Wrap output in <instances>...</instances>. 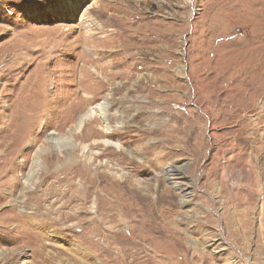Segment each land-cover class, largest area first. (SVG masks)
Instances as JSON below:
<instances>
[{
  "label": "rangeland",
  "instance_id": "obj_1",
  "mask_svg": "<svg viewBox=\"0 0 264 264\" xmlns=\"http://www.w3.org/2000/svg\"><path fill=\"white\" fill-rule=\"evenodd\" d=\"M0 264H264V0H0Z\"/></svg>",
  "mask_w": 264,
  "mask_h": 264
},
{
  "label": "bare ground",
  "instance_id": "obj_2",
  "mask_svg": "<svg viewBox=\"0 0 264 264\" xmlns=\"http://www.w3.org/2000/svg\"><path fill=\"white\" fill-rule=\"evenodd\" d=\"M106 109H107L106 106L104 107L101 104L95 106L94 108H88L82 115H80L77 118V120L75 122V125L71 128V131H70L71 134H76V132L79 131L80 128L82 127L83 123H85L87 120L91 119L95 113L97 114L99 112V115H100V113L103 116L106 115ZM106 132H108V129H106ZM65 139H66L65 137H60L58 139H55V138L50 137L49 142L51 141L52 145H56L58 147L59 146H61V147L64 146L65 147V146H68L67 142H64ZM106 144H109V143L106 142ZM167 175L170 178H172V177L175 178V182L173 183V185L179 190L180 193L183 194V197H184L185 194H187V191H188L189 187L188 186H185L183 184V176H182V171H181L180 167H178V166H170L167 169V171H166V176ZM137 185L141 187V185H139V184H137ZM140 189H146V188L141 187ZM181 197H182V195H181Z\"/></svg>",
  "mask_w": 264,
  "mask_h": 264
}]
</instances>
